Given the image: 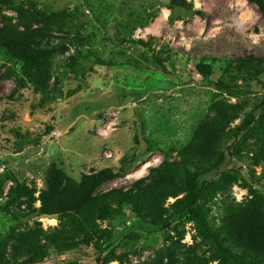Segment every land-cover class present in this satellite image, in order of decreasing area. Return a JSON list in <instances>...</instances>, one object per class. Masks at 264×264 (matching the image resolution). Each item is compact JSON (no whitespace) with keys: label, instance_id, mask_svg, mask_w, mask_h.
Instances as JSON below:
<instances>
[{"label":"rangeland","instance_id":"1","mask_svg":"<svg viewBox=\"0 0 264 264\" xmlns=\"http://www.w3.org/2000/svg\"><path fill=\"white\" fill-rule=\"evenodd\" d=\"M55 53L44 95L27 86L16 90L19 64L0 51V230H25L40 225L43 233L58 226L57 217L40 216V196L52 166L69 180L104 169L116 174L97 192L128 188L162 162L176 163L216 101L236 106L241 124L255 109L253 129L230 141L234 175L221 191L209 189L202 204L210 223L220 225L224 205H251L264 212L263 91L232 98L206 86L196 71L212 67L210 80L244 85L231 59L254 56L264 60V20L247 0H11L0 2V32ZM143 40L160 51L165 73ZM159 86L139 96L149 82ZM246 81L245 83H247ZM261 106V108H260ZM47 127L53 131L44 136ZM40 138L39 145L17 152L16 139ZM150 148L151 152L147 149ZM225 145L224 152L226 160ZM239 155V156H237ZM229 161V160H228ZM227 161V162H228ZM10 181H16L14 184ZM24 187L21 204L10 206V188ZM183 194L168 197L169 208ZM135 221L124 216L97 222L119 237L100 262L93 246L58 252L41 243L9 248V264H164L177 243L209 256V248L186 220L166 224L160 232H125Z\"/></svg>","mask_w":264,"mask_h":264},{"label":"trees","instance_id":"2","mask_svg":"<svg viewBox=\"0 0 264 264\" xmlns=\"http://www.w3.org/2000/svg\"><path fill=\"white\" fill-rule=\"evenodd\" d=\"M257 7L264 20V0H247ZM3 4H11V0H0ZM151 40L133 41L146 50H152ZM0 51L11 61L19 64L15 77L16 90L27 86L35 93L44 95L47 91L45 83L49 79L51 63L55 53L35 47L17 39L10 32H0ZM153 59L165 73L162 54L151 51ZM234 69L244 85L227 83L223 80L213 82L210 77L212 67L204 62L196 65V71L206 86H213L228 96L235 98L240 93L251 94L254 89L263 91L260 104H264V60L254 56L231 59L226 72ZM248 81L247 83H245ZM157 87L167 89V83L159 86L149 82L145 91L136 93L144 96ZM261 108V106H260ZM255 109L245 113L240 125L229 129L236 116V106L216 101L210 108V114L199 125L190 144L179 154L176 163L162 162L158 167L149 170L148 176L133 182L128 188H113L101 195L97 192L106 183L116 179L109 169L83 174L78 182L69 180L60 169L52 166L46 179V188L40 196V216L57 217L59 224L43 233L39 224L25 230H0V264H9L7 251L9 248H21L41 243L42 247L56 251L70 252L80 247L93 246L101 256L111 250L119 237L115 239L111 233L100 229L97 222L113 220L124 216V209H129L135 221L125 232L141 231L148 234L160 232L166 224L186 220L195 226L197 236L207 244L209 256L198 254L193 247L185 248L176 245L173 256L167 257L164 264H264V212L251 205H224L220 225L211 226L203 207V200L209 189L221 191L224 183L234 182V175L227 174V164L234 166V157L230 141H234L259 124L255 117ZM264 136V130L260 129ZM53 131L47 127L44 136ZM14 146L21 152L27 146L39 145L40 138L25 140L16 139ZM225 145L224 152L221 151ZM151 152V149H147ZM239 156V155H237ZM228 161V162H227ZM17 184L16 181H10ZM4 183H0V197ZM26 194L24 187L14 190L10 188L6 197L10 206L21 204V196ZM183 194L169 208H164L166 198H175Z\"/></svg>","mask_w":264,"mask_h":264}]
</instances>
